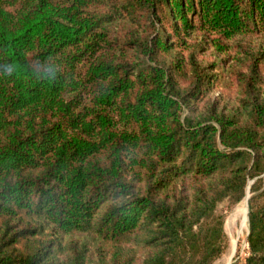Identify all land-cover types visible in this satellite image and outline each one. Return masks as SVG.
<instances>
[{"label":"trees","instance_id":"trees-1","mask_svg":"<svg viewBox=\"0 0 264 264\" xmlns=\"http://www.w3.org/2000/svg\"><path fill=\"white\" fill-rule=\"evenodd\" d=\"M248 187L232 264H264V0H0V264H213Z\"/></svg>","mask_w":264,"mask_h":264},{"label":"rangeland","instance_id":"rangeland-1","mask_svg":"<svg viewBox=\"0 0 264 264\" xmlns=\"http://www.w3.org/2000/svg\"><path fill=\"white\" fill-rule=\"evenodd\" d=\"M205 55L208 59H213L212 55L214 56L215 53L212 54V50L209 48ZM244 200L245 198L230 209L227 208L226 204L219 207V210L224 214L223 230L227 237V247L225 252L213 264H232L236 259H243L248 254L249 224L246 215L248 203L245 204Z\"/></svg>","mask_w":264,"mask_h":264},{"label":"water","instance_id":"water-1","mask_svg":"<svg viewBox=\"0 0 264 264\" xmlns=\"http://www.w3.org/2000/svg\"><path fill=\"white\" fill-rule=\"evenodd\" d=\"M246 202L248 203V198H249V187L247 188V191H246ZM246 215H247V219H248V209H247V213H246ZM228 264H231V263H228Z\"/></svg>","mask_w":264,"mask_h":264},{"label":"bare ground","instance_id":"bare-ground-1","mask_svg":"<svg viewBox=\"0 0 264 264\" xmlns=\"http://www.w3.org/2000/svg\"><path fill=\"white\" fill-rule=\"evenodd\" d=\"M245 201H246V197H245ZM246 204H247V202H246ZM229 226V225H228ZM233 247H234V243H233V245H232V250H233Z\"/></svg>","mask_w":264,"mask_h":264}]
</instances>
